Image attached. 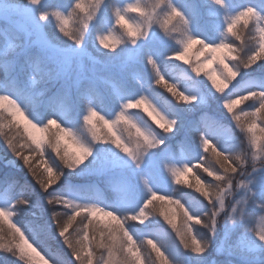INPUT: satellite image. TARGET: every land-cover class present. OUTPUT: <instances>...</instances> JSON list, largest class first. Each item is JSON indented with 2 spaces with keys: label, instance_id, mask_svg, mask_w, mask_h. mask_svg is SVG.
I'll list each match as a JSON object with an SVG mask.
<instances>
[{
  "label": "snow or ice",
  "instance_id": "obj_1",
  "mask_svg": "<svg viewBox=\"0 0 264 264\" xmlns=\"http://www.w3.org/2000/svg\"><path fill=\"white\" fill-rule=\"evenodd\" d=\"M101 2L102 0H74L71 10L64 14L58 10L40 9L41 0H25L23 3L0 0V19L13 22L12 27L5 31V38L10 32L17 34L23 41L24 51V59L18 65L14 58H9L7 47L0 50V81L15 80L17 73L27 76L33 68L34 57L46 65V71L42 76L43 80L66 77L77 53L75 50L54 48L49 43L39 21H44L50 15L54 18L59 33L74 41L75 45L80 46L89 22L95 17ZM213 2L223 6L224 0H213ZM165 3H167V10L158 12L157 8ZM129 12L137 13L140 21L137 22L128 17L126 13ZM114 14L115 25L122 30L120 31L122 35L127 37L132 44H135L139 38L147 36L153 24H158L165 34L181 32L182 38L178 41L180 49L173 52L171 58L190 64L191 71L196 75L203 73V76L211 82V87L222 95L238 75L234 62L238 60L239 65L249 68L258 61H264V15L251 6L243 7L234 15L225 16V32L232 37V40L230 42L221 40L219 43H207L199 37L189 35L186 31L188 20L169 0H156V3L151 6H142L137 0L136 3L126 4L123 8H115ZM253 30L255 35L249 38V34ZM250 39L255 41L254 47L249 46ZM98 43L105 50L115 51L122 43L121 35L109 29L106 33L98 36ZM193 46H198L194 53V61L190 58ZM245 49L248 51L241 56ZM79 55L82 56L83 53ZM201 56H203V61H201ZM79 60L81 59L77 61ZM148 63L153 69L156 68L151 57H148ZM156 76L155 84L166 89L176 103L191 104L196 101L195 95H189L179 90L159 71L156 72ZM29 82L31 86L35 80H29ZM46 91L47 88L41 89L37 91L36 95L43 96ZM49 99L50 102H53L55 96ZM249 100H256L258 103L249 111L243 109L237 111L239 105H244ZM222 102L223 108L231 114L236 126L250 134L253 155L249 160L247 153L227 154L219 150L212 140L206 138L202 133L200 134L203 152L210 153L215 164L210 162L208 155H205L201 157L200 161H197L195 167L202 169L212 180L201 179L199 175L193 173V168L189 164L172 167L171 174L177 184L184 183L189 187H194L195 191L207 201L208 211L202 214H193L180 200H174L170 195L158 196L154 191L144 201L138 212L123 218L95 204H75L57 195L55 188L50 186H55L58 183L62 168L72 170L84 163L92 154L91 147L82 142L71 128L64 126L54 117H49L43 123L35 122L18 100L7 93L0 94V119L8 120L10 125L15 124L17 128L22 127L24 135L34 145L28 155H23L22 151L13 145L12 140H7L8 147L14 155L23 161L32 176L36 178L37 183L47 193V203L52 206V220L56 221L59 236L71 249L76 264H170L169 258L155 240L145 239L142 245H138L126 228V220H140L143 223L152 213L149 206L157 207L156 201L161 202L159 205L160 216L171 226L182 247L197 255L204 254L209 247V241L215 234L217 218L226 209V197H232L237 189H243L244 192L227 205L226 215L229 221H232L231 225H240V235L235 242H230L231 231L226 229L223 237L224 246L217 247L216 252L237 257L236 262L229 261V264H257V262L264 264V228L248 227L252 217L246 210V205L251 203L264 218V201L253 199L252 189L249 187L256 181L258 171L264 172V91L249 90L243 95L225 96ZM129 109H143L147 113V117H150L164 133L173 131L177 123L175 119L167 116L165 111L157 107L151 99L140 95L134 100L123 103L121 109L111 119L89 106L82 117L83 125L92 141L110 143L137 162V166H139L142 154L148 149L161 145L163 140L137 124L128 114L127 110ZM4 111H7V116H3ZM9 117H11L10 120ZM120 125L125 126V130L129 134L128 139L120 134ZM151 125L153 124L151 123ZM2 128L3 125L0 124V129ZM47 150L55 154L58 165L45 159ZM256 153H259L261 157L259 166H257ZM33 156L36 157L34 162L31 159ZM190 173L195 181L194 184L189 183L187 179H182V177L189 176ZM18 202L26 203L24 200ZM57 205L71 209L70 213L56 211L55 206ZM166 205H175L176 208L172 209ZM81 213H87L89 224L97 216L107 217L111 221L105 224L107 232L101 230L100 239L96 245L103 249L106 255L96 257L95 249L89 240V224H85L83 227L82 239H77L73 243L70 238L69 229L73 227V222ZM12 215L13 213L7 209L0 208V224L7 223L10 230L8 235L14 243V247L0 243V248H4L13 256H18L19 260L24 261L25 264H32L34 260L38 261V264H49V261L51 264H59V261L51 256L46 259L45 255L37 250L39 245L37 239L34 238L36 235H30L17 223H13ZM62 216H66L67 219L60 223ZM177 216L179 223H177ZM197 225L207 227L210 234L207 239L199 238L194 232V226ZM3 232V227H0V234ZM105 237L107 238L105 239ZM2 238L3 236L0 235V239ZM95 239L93 236L92 240ZM145 247L151 250L148 256L142 255ZM153 253L155 254L154 259H152Z\"/></svg>",
  "mask_w": 264,
  "mask_h": 264
},
{
  "label": "trees",
  "instance_id": "obj_2",
  "mask_svg": "<svg viewBox=\"0 0 264 264\" xmlns=\"http://www.w3.org/2000/svg\"><path fill=\"white\" fill-rule=\"evenodd\" d=\"M24 1L25 0H9V2L19 3ZM188 1L192 4H196L198 1L200 4H208L209 2V0ZM136 2L137 0H102L94 17L95 20L89 24L82 41V45L85 46V49H88L87 51L91 52L92 56H98L99 60L103 61L107 58L120 56L125 50L129 49L131 42L127 37L122 35L120 32L122 30L115 25L114 13L115 8H123L126 4ZM169 2L185 15V18L188 20L186 31L189 35L199 37L207 43H219L221 40L230 42L232 40V37L225 32L226 25L213 30L211 27L203 25L208 24L206 20L202 18V14L198 10L189 12V8L185 5L183 0H169ZM210 2L217 5L213 0H210ZM73 3L74 0H46L39 5V8L45 10L49 9L50 11L58 10L67 14L71 10ZM139 3L142 6H150L151 2L150 0H139ZM228 3L232 7L238 5L251 6L256 8L261 15H264V0H228ZM166 10L167 3L157 8L158 12ZM210 10L216 13V10L213 8H210ZM126 15L137 22L140 21L139 15L137 19H135L130 12L126 13ZM210 24L212 23L209 22V26ZM40 26L46 33L49 43L54 48L62 49L67 46H75L74 41L63 37L62 34L59 33L55 20L50 15L44 21H40ZM71 26L70 24V27ZM76 26L78 27L79 25ZM109 29L121 35L122 39V43L118 45V48L111 52L103 49L98 43V36L106 33ZM5 31L4 21L0 20V50L7 47L9 58H14L19 65L24 59V51L19 49L14 51L12 47L17 43L19 44L21 41L19 39H15L14 41L12 38H9V36L5 38ZM254 35L255 32L253 30V32L249 34V38ZM172 37L181 39L182 33L173 32ZM249 46L254 47L255 41L250 39ZM197 47L198 46H193L190 53V58L193 61L195 60L194 53ZM157 50L158 49L153 48L150 51V57L156 64L155 69L147 62L148 57L140 49L138 50L137 59L127 64L122 70L119 71L115 68L104 69L103 67L98 72L95 80L92 81L87 78L81 79V81L77 83L72 94H70L64 83H51L49 79L43 80L42 76L46 71V65L35 57L33 58V65L38 63L40 66L39 70L35 71L33 68V71L30 70L27 76L17 73L15 80L0 81V94L7 93L13 95L35 122L43 123L46 122L49 117H54L64 126L71 128L82 142L91 147L92 154L84 163L72 170L67 168H62L60 170L61 176L58 183L55 186H50L55 188V193L57 195L68 199L69 193L72 192L79 195L87 204H95L99 207H103L106 210L118 214L122 218L130 216V213H121L118 207L110 202L112 200L109 188L110 180L108 178L104 177L102 182L104 197L99 198V193H93L86 189V187L89 189L88 186H90L89 178H87L88 176L83 172L90 162L95 161L99 163L103 156L111 157L123 155L124 153L116 149L110 143L92 141L87 129L83 125L82 117L90 106L101 112L106 118H114L116 112L121 109L123 103L128 100H134L140 95L147 96L157 107L165 111L167 116L177 121L173 131L164 133L150 117H147V113H145L143 109L127 110L128 114L137 124L151 131L154 135L163 140L161 145L154 148L157 154L162 150L170 148L171 155L174 157L179 156V158H187L189 161L188 164L193 168V173L199 175L201 179L210 181L212 180L211 177H208L202 169L195 167L197 161H200L201 157L205 155H208L210 162L215 164L214 159L211 158V154H205L200 147V134L202 133L206 138L213 141L214 138L211 134L213 131L212 127L220 123L230 127V129L235 132L239 141V146L222 147L217 143V140L214 143L218 149L233 155L237 153H247L249 160H251L253 152L251 150L250 134L246 130L236 126V122L231 114L227 112V109L223 108L222 100L225 96L243 95L249 90L264 91V61H258L249 68H244L239 65L238 60L234 62L235 70L238 72V75L231 81L230 86L222 95L211 87V82L207 80V77L203 76V73L196 75L191 71L190 64H186L184 61H178L174 58L167 59L162 51L158 52ZM33 51H35V49H33ZM247 51L248 49H245L241 56ZM165 53L167 54V52ZM201 61H203V56H201ZM157 71L169 82L174 83L179 90L189 95H195L197 98L196 101L191 104L176 103L171 97V94L167 93L166 89L155 84ZM28 79L30 81L35 80V83L30 86ZM44 88H47V91L43 96L38 97L36 95L37 91ZM53 96H55V100L50 102L49 98ZM75 99H79L78 103ZM257 103L258 101L256 100H249L245 102L244 105H239L237 111L239 109L249 111L256 106ZM66 108L68 110H65ZM7 115V111H4L3 116ZM189 118L191 119L190 122H188ZM8 119L10 120L11 117ZM151 123L153 125H151ZM0 124L3 125V128L0 129V154L5 156V158H14L20 165V167L16 165L12 167L2 164L0 160V204L6 200L12 202V207L14 209L12 222L17 223L18 226H21L30 235H36L34 238L37 239L39 245L37 250L40 251L42 255H45L46 259L51 256L59 261V264H76L71 249L64 243L63 238L59 236L56 221L52 220V206L47 203V193L40 187L36 178L32 176L27 166L23 164V161L14 155L12 150L8 147L7 140H12L13 145L18 150H21L23 155H28L34 145H32L31 141L24 135L22 127L17 128L15 124L10 125L8 120L4 119H0ZM184 130L186 131L185 133ZM119 132L126 139L129 138V134L125 130L124 125H120ZM190 136L198 138V144L200 145V151H197V154L193 158L186 157L185 150L181 145L182 138L188 140ZM132 139L134 140V137ZM256 155L258 157L257 166H259L261 157L259 153H256ZM31 159L34 162L36 157L33 156ZM45 159H49L50 163L58 165L55 154L51 153L50 150L46 151ZM249 170L251 169L249 168ZM263 175L264 172L258 171L259 178ZM259 178L258 183H254L255 185L251 184L249 187L252 189L251 194L253 199L256 201H264V179L261 178V180H259ZM182 179H187L189 183L192 184L195 183L191 173L187 177H182ZM85 182L87 186H85ZM243 192V189H237L232 197H226V209L217 218L215 234L209 241V247L204 254L197 255L190 250L184 249L175 236V233L172 236L173 238L170 237L168 240L164 237L159 239L163 242V244L161 242V245L156 240L161 250L169 258L170 264H229V261L236 262V256L222 255L216 252V248L224 246L223 237L226 229L231 231L230 242H235L239 238L241 227L239 224L231 225L232 221H229L226 212L228 210L227 205L243 194ZM157 195H170L172 199L180 200V202L184 203L193 214H202L208 211L209 208L207 201L200 193L195 191L194 187H189L188 184L184 183L177 184L175 180H173L168 193H157ZM148 197L144 198V200L138 204L136 212L139 211ZM18 200H24L26 203H19L17 202ZM197 202L204 203V206L194 210L191 203ZM155 203L157 207L152 208V206H149L152 213L143 223H141L140 220H128L125 222L126 228L134 240H136V236L133 229L136 228L144 229L145 233L148 232L150 234L156 222L171 228V226L167 224V221L159 214V205L161 202L156 201ZM166 207H171L172 209L176 208L175 205H166ZM55 210L61 212L68 211L69 213L71 211V209L63 205L55 206ZM246 210L249 212L250 217H252L248 227H255L258 229L264 228V218H262L259 211L255 209L251 203L246 205ZM66 219V216H62L60 218V223H63ZM110 222L111 221H109L107 217L97 216L93 219V222L89 224L87 213H81L73 222V227L69 229L68 234L73 243H75L77 239L83 238V227L85 224H89V240L92 242V246L95 249L96 257L99 258L105 251L96 247V245L100 239L101 230L107 232L105 223ZM177 223H179L178 216ZM0 227L4 229V232L0 234L3 236V238L0 239V243L14 247L11 237L8 235L10 230L8 229L7 223L0 224ZM194 232L201 239H207L210 235L207 227L200 225L194 226ZM93 236H95V240H92ZM152 237L155 238V236ZM137 240V244L141 245V242H139L140 240ZM150 252L151 250L146 248V253ZM152 258H155L154 253L152 254ZM49 263L51 264V261H49ZM0 264H25V262L19 260L18 256H13L4 248H0ZM32 264L36 263L33 261ZM257 264H259V262H257Z\"/></svg>",
  "mask_w": 264,
  "mask_h": 264
},
{
  "label": "rangeland",
  "instance_id": "obj_3",
  "mask_svg": "<svg viewBox=\"0 0 264 264\" xmlns=\"http://www.w3.org/2000/svg\"><path fill=\"white\" fill-rule=\"evenodd\" d=\"M46 0H41V3ZM185 5L189 8V12L198 10L202 14V18L206 20L207 24H203L206 27H211L213 30L218 29L220 26L226 25L225 16L234 15L237 11L241 10L245 5H238L232 7L228 0H224L223 6L214 5L210 2L208 4H200L199 1L195 4H192L188 0H183ZM196 1V0H194ZM203 1V0H202ZM25 2V1H24ZM150 6L156 3L155 0H150ZM19 3V2H12ZM23 3V2H22ZM40 3V4H41ZM195 7V8H193ZM209 10H208V9ZM210 8L216 10V13L212 12ZM197 12V11H196ZM132 16L137 19V13H131ZM4 21L5 30L10 29L13 25L11 21ZM95 19L93 18L92 21ZM90 21L89 24L92 22ZM209 22L212 23L209 26ZM40 24V21H39ZM42 28V27H41ZM9 38L19 39L21 42L17 43L12 47V50L17 51L23 50V41L18 37L17 34L9 33ZM34 39V37H33ZM1 40V36H0ZM179 39L172 37L171 34H165V32L159 27L158 24H153L147 36L141 37L137 40L135 44L130 45L128 50H125L120 56H115L112 58H107L103 61H100L98 56L94 57L91 55L88 49H85L84 45L80 46H67L62 49L75 50L77 53V57L73 60V65L71 67L70 72L66 77H60L56 79H49L51 83H64L70 94L73 93L77 83L81 81L83 78L91 79L92 81L96 79L98 72L100 69L104 67V69H118L122 70L127 64L134 62L137 59L138 50H142L143 53L150 57V51L155 48L158 49V52H163L166 55L167 59H173L172 53L178 51L180 49ZM167 52V54L165 53ZM83 53L82 56L79 54ZM78 59H81L77 61ZM148 62V61H147ZM33 68L36 70L40 69L39 64L35 63ZM33 68L31 69L33 71ZM70 87V88H69ZM72 101V99H70ZM78 103L79 99H75ZM74 102V101H72ZM65 110H68L67 108ZM191 119L189 118L188 122ZM187 122V121H185ZM212 131V137L214 138L213 142L218 140V144L222 147L224 146H239V142H237V137L233 130H230L223 124L217 123L214 125ZM186 131L184 130V133ZM199 139L196 137H191L188 140L182 138L181 145L185 150L186 157L190 156L191 158L195 157L196 152L200 151ZM201 147V146H200ZM202 148V147H201ZM0 156L3 164L10 166H19L18 162L14 160V158H5L2 154ZM189 161L186 158L179 156L171 155V149L162 150L159 154L156 153L155 149H148L144 152L140 158L139 166H137V162H134L130 157L126 154L118 155V156H103L102 160L99 163L95 161L90 162L83 173L88 176V180L90 181L89 189L86 187L88 191L93 193H99L100 197H104V191L102 188V180L104 177L110 180V197L113 199V203L120 209L121 213L127 212L129 215L135 214L138 204L151 195V192L157 193H168L169 188L173 182V177L171 174L172 167H182L185 164H188ZM177 164V165H176ZM259 176L257 175L256 181L254 183H258ZM264 179V175L259 178ZM87 180V179H86ZM253 183V185H255ZM87 186L86 182L84 183ZM101 187V188H100ZM102 189V190H101ZM69 201L75 204H87L86 201L81 199L78 195L74 193H69L68 199ZM19 201V200H18ZM17 201V202H18ZM191 206L194 208H201L204 206V203L197 202L191 203ZM0 208H5L10 212H14L12 207V202L9 200L3 201L0 204ZM132 213V214H131ZM12 219V217H11ZM128 220H126L127 222ZM106 224V223H105ZM155 224V223H154ZM152 230V229H151ZM135 234L136 241L139 239L141 245L145 239H153L157 240L161 245V239L164 237L168 240V238H173L174 235L173 230L169 226H164L162 223L155 224L153 231L150 233H145L144 229L136 228L133 229ZM155 236L152 237V236ZM107 238V237H106ZM138 243V242H137ZM163 244V242H162ZM146 248L143 249L142 255L148 256L149 253H146ZM102 255H106V252H103ZM154 259V258H152ZM36 264L38 261L34 260ZM50 264V263H49Z\"/></svg>",
  "mask_w": 264,
  "mask_h": 264
},
{
  "label": "bare ground",
  "instance_id": "obj_4",
  "mask_svg": "<svg viewBox=\"0 0 264 264\" xmlns=\"http://www.w3.org/2000/svg\"><path fill=\"white\" fill-rule=\"evenodd\" d=\"M1 158H4V157H2V156H0V160H1ZM1 162H2V160H1ZM2 164H3V162H2ZM5 165V164H4ZM10 166V165H9ZM18 168V167H17Z\"/></svg>",
  "mask_w": 264,
  "mask_h": 264
}]
</instances>
